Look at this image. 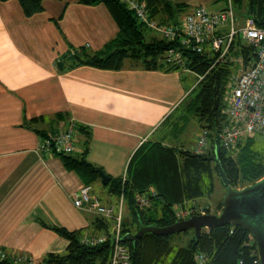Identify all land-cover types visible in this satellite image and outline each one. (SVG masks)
<instances>
[{
  "label": "crops",
  "instance_id": "obj_1",
  "mask_svg": "<svg viewBox=\"0 0 264 264\" xmlns=\"http://www.w3.org/2000/svg\"><path fill=\"white\" fill-rule=\"evenodd\" d=\"M44 6L27 17L18 0L0 1V253L13 264H42L48 253L66 252L69 240L47 225L82 229V236L102 232L71 199L84 179L60 156L40 150L43 138L35 129L83 125L88 160L120 175L143 142L169 133L165 119L181 118L193 88L191 71L145 69L131 60L120 70L59 69L71 50L101 51L119 27L104 3L44 0ZM77 136L84 141L82 132Z\"/></svg>",
  "mask_w": 264,
  "mask_h": 264
},
{
  "label": "trees",
  "instance_id": "obj_2",
  "mask_svg": "<svg viewBox=\"0 0 264 264\" xmlns=\"http://www.w3.org/2000/svg\"><path fill=\"white\" fill-rule=\"evenodd\" d=\"M18 1L27 17L35 16L45 10L44 0ZM79 1L85 4L104 3L115 18L119 31L98 53L89 54L71 50L67 56L59 60V69L65 70L85 64L102 69L120 70L125 67L126 60H131L145 69L164 68L168 71L184 69L164 62L165 53L170 49H176L182 51L186 58L187 69L185 70L193 72L198 78L181 105L184 109L181 118L187 122L190 116L196 117L201 129L208 130L214 145L203 153H196L185 146L167 144L162 139L145 141L130 158L127 166L128 180L123 184L121 176L116 180L111 177L108 183L113 181L110 192L118 194L124 192L129 200L130 211L138 223L141 220L145 224L160 226L173 224L180 220L175 208L177 205L184 207L187 201L211 196L215 190V179L219 176L218 161L233 187L241 188L264 177V165L255 155L252 139L240 143L236 154L224 149L220 141V133L227 122L224 112L227 90L233 74L240 66L230 58L241 56L243 67L249 68L256 61L257 53L254 46L244 44L238 38L231 46L230 56L225 60L217 61L216 55H210L208 52L198 53L187 48L182 43V30H180L181 35L174 39L166 38L158 33L151 34L154 30L141 22L135 12L130 10L122 0ZM140 1L145 3L150 16L159 20L161 24L183 28L180 14L185 9H190L188 2ZM233 3L241 23L246 18H253L258 26L264 28V0H233ZM55 22L59 25V19ZM200 76L203 77L200 78ZM38 119L34 118V121ZM165 120V124L172 123L168 117ZM26 123L24 125L32 128L30 122V124ZM77 129L85 135L82 150L72 154L56 155L61 157L67 169L76 171L86 184H90L91 180L100 176L99 171L102 167L86 159L90 134L83 125L77 124ZM35 130L42 138L49 134L43 130ZM151 190L156 194L150 193ZM136 193L149 195L150 204L147 206L149 212L145 210L146 207L141 208L137 204ZM216 208L222 210L223 201L219 202ZM93 224L103 233L109 234L110 221L95 217ZM46 227L68 239L69 244L65 253H48L42 259V264H106L109 261L110 239L102 244L87 245L81 241L82 229L69 230L56 225ZM138 228L139 225L137 230ZM128 232L132 231L127 229L123 221V236ZM171 236L172 234L156 236L147 233L135 243L125 238L123 242L130 248L132 264H196L195 254L199 251L211 255L214 264H239L241 258L244 257L246 261L248 259V242L252 240L251 247L257 248L255 239L247 230L230 224L214 229L203 228L198 237L194 231L189 243L177 249L170 241ZM0 264L13 263L9 258L1 259L0 257Z\"/></svg>",
  "mask_w": 264,
  "mask_h": 264
},
{
  "label": "built area",
  "instance_id": "obj_3",
  "mask_svg": "<svg viewBox=\"0 0 264 264\" xmlns=\"http://www.w3.org/2000/svg\"><path fill=\"white\" fill-rule=\"evenodd\" d=\"M127 7L134 11L137 18L149 29L158 32L162 36L174 39L181 35L182 43L192 50L203 53L204 46L210 44L217 61L225 60L230 56L231 46L240 38L244 44H250L256 49L255 63L238 75L233 74L229 89L226 94V106L224 112L227 122L220 133L221 145L227 151L234 150L240 143L258 134L264 135V28L257 25L253 18L239 21L233 0H226V5L219 10H211L205 5L193 7L185 16L183 28L178 26L161 24L156 18H152L144 2L140 0H122ZM240 56L238 61H242ZM166 64L178 65L187 69L186 58L182 51L170 49L165 53ZM203 76H200L202 78ZM77 123L71 122L63 128H58L47 137L43 138L40 150L51 151L54 154H72L78 152ZM209 145V132L202 129L194 148L196 153H203ZM128 180L127 170L122 175L123 184ZM153 195L156 193L151 190ZM125 194H120L118 209L114 205L105 204L97 195L92 193L90 184H83L71 199L74 205L95 217L111 222L109 234L99 233L85 235L82 243L98 245L111 240V255L106 264H132L131 251L123 242V216ZM137 204L143 208L150 204L148 194L136 193ZM194 215V213L186 212ZM205 214V211L202 212ZM184 215V214H183ZM178 218L181 216L177 212ZM247 261L239 260V264H261L258 249L248 247ZM1 259L7 258L4 252L0 253ZM196 264H214L213 258L206 252L199 251L195 254ZM101 264V263H97Z\"/></svg>",
  "mask_w": 264,
  "mask_h": 264
},
{
  "label": "rangeland",
  "instance_id": "obj_4",
  "mask_svg": "<svg viewBox=\"0 0 264 264\" xmlns=\"http://www.w3.org/2000/svg\"><path fill=\"white\" fill-rule=\"evenodd\" d=\"M188 2H190V4H191V8L189 10H191L193 7H195L197 5H205L206 7H208L211 10H219V9H222L226 5V0H217L215 2L213 0H188ZM189 10L185 9L180 14V17L183 20L182 25H184V19H185V16ZM204 48H205V52H208L210 55H214V52L212 51V47L210 44H206L204 46ZM238 58L239 57L230 58V60L240 64L238 71H236V73H234L236 75H238L239 73H241L242 71L247 69V68L243 67V65H244L243 60L238 61ZM128 62H130V60H128ZM186 76H187V83H189V84L191 83V85H193V87H194V85L196 84L197 79H198L196 74H194L192 72V73H187ZM179 110H182V112H180V114H182L184 112L183 107H181ZM179 117H181V115ZM170 121H172V123H170V125L167 129V131H169V133L163 138V140L167 144L171 143V145L179 146V147L185 146L187 148L194 150V148L196 147V144H197L196 140H197L198 134L202 130L200 125H199L197 118L194 116H190L188 121L186 122L185 119L176 118L174 115L173 117L170 118ZM250 139L253 140L252 148L256 153L255 154L256 157L258 158V160L263 162V165H264V135L258 134L253 138H248V139L244 140L243 143H245L247 140H250ZM76 142H77V146L80 148V146H82V141H81L79 136H77ZM213 145H214L213 138L209 137L208 148H211ZM208 148H206V150ZM238 149L239 148L237 146L234 150H232L230 152H233L236 154ZM85 157L88 160L87 156H85ZM114 167H115L114 171L116 172L117 171V164H115ZM102 170L105 172V174L111 176L107 172V170H105L103 168H102ZM126 170H127V165L125 166V168L123 169L121 174L123 175L126 172ZM121 174L120 175H113L111 177L113 178V180H116L118 177L122 176ZM102 181H103V179H102L101 175L99 177H97L96 179H93L90 181V185L92 186V193L97 195L98 197H100V199L103 201V203L114 205L116 207V210H117L119 202H120V194L112 193L109 191L113 181L110 184H103ZM235 188H237V187H235ZM225 193H226L225 186L222 183L221 178H219V176H217L215 179V190L211 194V196L207 195V196H204L202 198H198L195 200L196 203H192V204H189V203L193 202L194 200L193 201H187L184 207H182L181 205H177L175 207L177 212L181 214L179 219L182 220V219L188 218L190 216V214H187L186 212H189V211L191 213H194V214H202L203 211H205V213L219 214L221 212V210H217L216 207H217L219 202L223 201ZM145 210L147 212H149L148 207H146ZM91 217L95 218L94 215H90V218ZM123 220L125 221V226L127 227V229L131 230L132 232H136L137 225H139V223H138V221L135 220L134 216L132 215V213L130 211L129 200L127 197L125 198ZM106 221H108V220H106ZM110 230H111V226H110ZM193 235H194V230L189 229V230H186V231H183L180 233L172 234V236L170 237V241L173 244L174 248L177 249L179 247L186 246L189 243L190 239L193 237ZM252 244H253V241L251 240L250 242L247 243V246L251 247Z\"/></svg>",
  "mask_w": 264,
  "mask_h": 264
},
{
  "label": "water",
  "instance_id": "obj_5",
  "mask_svg": "<svg viewBox=\"0 0 264 264\" xmlns=\"http://www.w3.org/2000/svg\"><path fill=\"white\" fill-rule=\"evenodd\" d=\"M218 165L219 176L226 186L223 209L219 214H194L166 226L145 224L139 220L138 230L126 233L123 238L135 243L147 233L167 236L189 229H193L196 237H198L203 228L214 229L230 224L242 227L253 236L261 264H264V177L242 188H235L219 161ZM99 173L103 179V184H108L111 181V176L105 174L103 170H100Z\"/></svg>",
  "mask_w": 264,
  "mask_h": 264
}]
</instances>
